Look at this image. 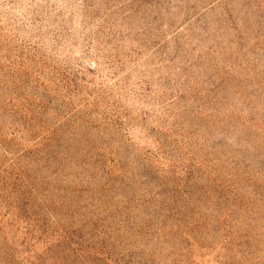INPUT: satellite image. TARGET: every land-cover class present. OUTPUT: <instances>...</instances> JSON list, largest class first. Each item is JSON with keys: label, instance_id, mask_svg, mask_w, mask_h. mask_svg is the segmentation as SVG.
Listing matches in <instances>:
<instances>
[{"label": "rangeland", "instance_id": "1", "mask_svg": "<svg viewBox=\"0 0 264 264\" xmlns=\"http://www.w3.org/2000/svg\"><path fill=\"white\" fill-rule=\"evenodd\" d=\"M0 264H264V0H0Z\"/></svg>", "mask_w": 264, "mask_h": 264}]
</instances>
